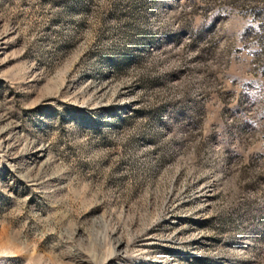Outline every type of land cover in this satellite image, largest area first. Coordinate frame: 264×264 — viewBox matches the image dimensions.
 Listing matches in <instances>:
<instances>
[{
    "label": "rangeland",
    "instance_id": "rangeland-1",
    "mask_svg": "<svg viewBox=\"0 0 264 264\" xmlns=\"http://www.w3.org/2000/svg\"><path fill=\"white\" fill-rule=\"evenodd\" d=\"M0 264H264V0H0Z\"/></svg>",
    "mask_w": 264,
    "mask_h": 264
}]
</instances>
